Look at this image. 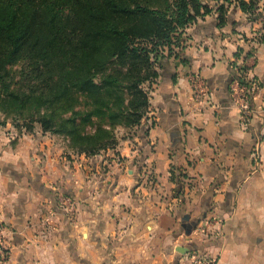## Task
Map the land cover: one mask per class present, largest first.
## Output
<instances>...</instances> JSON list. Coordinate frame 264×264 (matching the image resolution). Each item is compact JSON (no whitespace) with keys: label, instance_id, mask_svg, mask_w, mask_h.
Masks as SVG:
<instances>
[{"label":"clouds","instance_id":"obj_1","mask_svg":"<svg viewBox=\"0 0 264 264\" xmlns=\"http://www.w3.org/2000/svg\"><path fill=\"white\" fill-rule=\"evenodd\" d=\"M260 3L261 10H264V0H260ZM236 18L246 19L242 11L237 13ZM255 27L259 28V25ZM243 31L247 32L249 38L256 35V32L249 28ZM223 43L228 45V57H231L235 45L227 40ZM240 43H244L242 39ZM250 46L244 45L246 50ZM255 46L260 49L261 63L255 70L247 73V79L252 80L259 73L264 80V46ZM205 58L210 62V56ZM240 63H243V60ZM199 66L200 62L197 60L196 69H199ZM224 70V65L218 64L215 69L206 68L205 75ZM169 87L171 88V85ZM233 88L237 98L230 101L226 109L221 108L222 112L227 111V119L217 123L213 116V112L220 108L216 95H206L196 103L192 100V89L187 81L180 79L174 90L180 93L177 99L184 102L185 109L189 112V115L180 117V122L185 119L191 122L188 125L191 134L188 153L191 158L197 159L202 149L207 150L206 144L197 143L200 135L196 131L198 127L204 128L202 135L209 137L213 142L221 127H231L230 138L241 142L242 146L250 140L246 131L248 124L241 123L244 119L241 113L248 110L249 106L238 98V93L242 90L237 85ZM153 95L155 99L151 103L155 105L161 98L158 92ZM261 96H264V90L254 97L257 111L264 107ZM201 109L204 111L201 112ZM4 119L3 113H0V120ZM260 119V115L253 114L250 123L255 125ZM9 130L10 134L6 135ZM104 131L115 135V139L119 141L117 150L127 157L128 164L139 155L131 150V141L122 139L128 131L125 127L117 125L113 129L105 124ZM35 132L39 139L25 134L19 145L13 148L11 141L18 135L16 128L11 120L8 121L7 127L0 126V222L5 225L0 228V264H155L153 253L159 243V224L152 220L151 197L156 193L141 188L133 199V180L127 172L120 181V187H126V191L119 195L111 194L110 189L106 192L107 180L120 171L119 165L112 167V171L104 180L105 187L101 188L99 168L97 174L91 176L86 175L85 169L91 171L88 165L92 160H103V152L91 158L80 155L77 159V154L68 149L76 160L73 170L67 159L62 162L66 146L54 143L55 137L49 139L42 136L39 125L36 126ZM156 135L155 132L152 135L153 142ZM164 139L167 141V137ZM136 143L140 141L137 140ZM163 147L166 149L167 144ZM149 148L150 146L145 148V151L148 152ZM223 155L224 153L220 152L217 164ZM154 159H158V163L163 161L165 187L161 188V192H164L167 187L168 161L166 156H153L147 161L149 166ZM253 159L256 160L254 165L251 163ZM211 163V159H207L197 169H188L195 186L187 191L188 203L182 211L187 217L186 225H195L192 227L195 231L190 237L181 236L179 240H174L171 233H166L163 248H170L171 255L164 256L163 252H160L159 256L168 260L169 264L178 255L182 257L180 264H264V144L258 145L257 151L248 159L232 161L235 173L224 172L221 167L224 182L218 189L213 186L210 190L213 179L209 175L212 170ZM241 164L243 167H235ZM6 167L9 169L7 173L4 171ZM160 170L157 169V174ZM12 171L31 173L33 180L37 172L46 173L45 183L48 188H71L75 192V200H62L58 211H53L51 199L42 200L27 185V181L17 182L11 175ZM56 181H59V185ZM10 185L14 186L12 190H9ZM116 191L120 192V189ZM21 198L25 200L23 205L20 203ZM177 204L178 202L174 201L171 207L176 209ZM122 205L131 208V212L125 213ZM209 206L213 211L204 219L202 213L207 212ZM18 208L21 212L19 216ZM9 212L12 214L11 218L7 215ZM21 219L23 223L20 222ZM149 223L152 224L150 231L147 228ZM17 238L20 242L14 243ZM189 243L192 244L191 249L181 247L180 251H177L178 246ZM197 247L199 250L192 254V249ZM5 249L9 251L6 253ZM5 256L8 258L5 259Z\"/></svg>","mask_w":264,"mask_h":264},{"label":"trees","instance_id":"obj_2","mask_svg":"<svg viewBox=\"0 0 264 264\" xmlns=\"http://www.w3.org/2000/svg\"><path fill=\"white\" fill-rule=\"evenodd\" d=\"M224 1L214 7L207 0H0V124L10 118L19 132L38 124L68 135L78 154L116 148L104 125H141L158 67L179 55L189 24L215 8L224 24L234 1L260 17V0ZM257 41L264 42V23ZM18 62L21 85L13 87L10 66Z\"/></svg>","mask_w":264,"mask_h":264},{"label":"crops","instance_id":"obj_3","mask_svg":"<svg viewBox=\"0 0 264 264\" xmlns=\"http://www.w3.org/2000/svg\"><path fill=\"white\" fill-rule=\"evenodd\" d=\"M242 11L234 1L229 7V11L226 17V22L222 25L219 24L217 9L205 16L199 17L196 21L187 26L182 39V47L175 48L178 52V56L170 55L165 58L161 65L158 67L159 77L151 85L150 90V106L147 113V117L142 121L141 125L136 126L137 135H135L131 141V150L138 152L139 155L131 160L128 164L127 157L121 155V151L116 148H109L103 150L105 154L103 160H92L88 165L91 171L85 169V173L88 176L97 174V168H99V178L101 180V188H104V180L107 179L108 174L112 171V167L119 165L120 171L113 174L111 179L107 180L108 189L111 194L119 195L121 192L126 191L127 188L120 187V181L124 176V173L131 177L133 184L131 187V195L133 199L136 198V194L139 189L144 188L151 192H155L156 195L151 197L152 201V220L159 224V231L157 233V240L159 243L156 245V252L153 253V260L155 264H169V261L163 259L159 256L160 252H163L164 256H170V248L165 250L163 248V242L166 233H171L174 240H179L181 236L190 237L195 229L188 227L185 220L187 217L183 214V207L188 203V197L186 195L187 191L193 188L195 185L192 183V178L188 169H197L200 164L207 159H211V172L209 175L213 177L209 189L214 186L217 189L222 186L224 182V176L221 173V167L224 172L233 171L235 173V168L232 161H238L241 159H248L253 153L257 151V146L264 144V107L257 111L256 101L254 105L256 107V112L254 114L260 115L261 119L257 120L255 125H252L250 121L253 116L248 119V121L242 120L241 123L248 124L246 129L250 140L243 146L241 142L232 140L230 138V133L232 132L231 127H221L215 134V140L202 135L205 131L204 128L198 127L197 143H202L207 145V150L202 149L200 157L197 159L191 158L188 153V147L191 144V134L188 131V125L191 123L187 119L180 122V117L189 115V112L185 109V104L183 101L177 99L180 93L176 92L174 89L179 85L180 79H185L192 89L191 76L200 75L202 76L210 89V96L215 94L219 102L220 108L213 112V116L216 118V122L219 123L220 120L227 119V111H221V108L226 109L230 101H233L230 94V82L232 80L233 72L231 70L232 62H239L243 60V63L247 66L249 71L255 70L257 66L261 63L260 61V49L255 45L259 44L264 46V42L259 43L257 41L258 36L262 33L263 23H264V10H261L260 3V17L254 19L250 14L242 11L246 19H237V13ZM211 18V19H209ZM259 25V28L255 26ZM249 28L256 32L252 38H249L247 32L243 29ZM225 29H229L225 31ZM243 40V44L240 40ZM225 40L230 44L235 45V51L232 52V56L228 57V45L223 43ZM251 45L245 49L244 45ZM241 48V56H237L236 53L238 49ZM206 56H210V62L206 59ZM197 60L200 62L199 69H196L195 65ZM218 64H223L225 70L223 72H210L205 75V69H215ZM256 77L260 82V90L257 95L260 94L261 90H264V80L261 79L258 73ZM171 85V88L169 87ZM181 91H186L181 89ZM159 93L160 101L153 105L151 101L155 99L153 93ZM192 100L199 103L193 97L192 89ZM227 97V98H226ZM261 101L264 102V96H261ZM204 109H201L203 112ZM6 124H0V126L7 127ZM41 129V128H40ZM183 129V131L181 130ZM11 131L6 133L10 134ZM157 133L155 137V142H153L152 135ZM27 133H20L17 135L16 139L11 141V146L16 148L19 145L21 138ZM34 139H39L36 136V132L30 133ZM41 135L52 139L54 136L50 135L48 132H43L41 130ZM167 137V141H165ZM56 138V137H55ZM140 141V143L134 144V142ZM134 141V142H133ZM57 141L55 140L54 143ZM43 143V140H41ZM167 144V148L163 147ZM58 144V143H57ZM150 146L149 151L146 152L145 148ZM47 147V145H45ZM102 152L95 155L77 154V159L80 155H86L87 157H95ZM220 152L224 155L220 157V163L217 164V157ZM70 153V152H69ZM166 156L168 161L167 167V187L164 192H161V188H164V170L162 169L163 161L158 163V159L152 161L151 166L147 161L151 157ZM63 159H67L69 166L75 170L76 160L73 159V155L70 157L65 155V151L62 154ZM251 163L254 165L256 160L253 159ZM235 167H243V165H236ZM161 169L159 174H157V169ZM5 173L9 171L6 167L4 169ZM220 173V175H216ZM11 175L17 182L27 181V185L34 190L42 200L51 199L53 205V211H58V200L57 195H69L75 198V192L69 188L64 189L62 186L59 188H48L45 183L46 173L41 174L36 173L35 180H33L31 173H18L12 171ZM202 175V173H201ZM184 176V178H183ZM50 179V178H48ZM59 185V181H56ZM14 186L10 185L9 190H12ZM120 192H117V189ZM158 198V199H157ZM178 202L177 208L171 207L173 202ZM21 205L25 203V200L21 198ZM203 205V201H202ZM125 213H130L131 208H125L122 205ZM179 209V210H177ZM213 209L209 206L207 212L202 213L204 219H207L211 215ZM147 214V210L145 212ZM9 218H11V213H7ZM17 215H21L20 209H17ZM111 215V214H110ZM23 223V220L20 221ZM119 221L117 220V223ZM4 223L0 222V228L4 227ZM102 226V225H101ZM11 227V225H8ZM152 224H147V228L150 231ZM196 227H199L197 223ZM14 243H19V239H15ZM180 247V246H178ZM181 247L192 248V244L181 245ZM192 250H199L198 247ZM179 252V250H177ZM188 253H183L187 255ZM181 256L171 260V264H180ZM151 264V262H150Z\"/></svg>","mask_w":264,"mask_h":264},{"label":"built area","instance_id":"obj_4","mask_svg":"<svg viewBox=\"0 0 264 264\" xmlns=\"http://www.w3.org/2000/svg\"><path fill=\"white\" fill-rule=\"evenodd\" d=\"M231 70L233 72V80L230 82V94L232 100L237 98V94L234 93V85H237L240 91L238 93V98L241 100H244L246 103H248V110L242 111L241 115L244 117V121H248L253 114L256 112V107L254 105L255 99L254 97L257 95L258 91L260 90V82L256 77H253L252 80L247 79V73L249 72V69L246 65L241 64L237 61L232 62ZM191 85L193 89V97L198 102L204 98V96H210V89L206 82V80L200 76V75H192L191 76ZM58 203L62 200H71L74 201L72 197L69 195H59ZM9 249H5V252L7 253ZM197 250H192V254H195ZM8 257L5 256V259Z\"/></svg>","mask_w":264,"mask_h":264},{"label":"rangeland","instance_id":"obj_5","mask_svg":"<svg viewBox=\"0 0 264 264\" xmlns=\"http://www.w3.org/2000/svg\"><path fill=\"white\" fill-rule=\"evenodd\" d=\"M206 1V0H205ZM207 2L208 3H210V4H212L214 7H218V4H221V3H223L224 2V4L225 5H228V2H225L224 0H223V2H221V0H207ZM229 7H231V5H229ZM261 12V11H260ZM258 38H259V36H258ZM24 66V63L23 62H18V63H15V64H12L11 66H10V72H11V74H12V86L13 87H16V86H20L21 84H17V82L19 81V79H20V73H19V71L21 70V68ZM53 106V105H52ZM56 106H57V104H56ZM42 112H48V110H47V108L45 107H43L42 108ZM9 120H11L10 118H8L6 121L8 122ZM1 122H3V120H0V123ZM11 123H12V125H13V127L14 128H16V130H17V133L18 134H20V133H23V132H19V129L16 127V126H14V122L11 120ZM38 125V124H37ZM36 125V126H37ZM88 130H92L93 129V127H94V125H92V123L91 124H87L86 126H85ZM126 128V127H125ZM128 131H127V133L122 137V139H126V140H133L134 139V137H135V135H137V128H135V127H133V128H126ZM36 130V129H35ZM9 131H11V130H9ZM35 132V131H34ZM34 132H29V131H27V132H25V133H27V134H30V133H34ZM48 133H50V135H53L54 137H56V143H58V144H60L62 147H65V155H68V156H72V153L70 152L69 153V151H68V149H72V151L73 152H75L76 154H78L75 150H74V148L72 147V146H70V138H69V136L68 135H65V134H53V133H51V132H48ZM134 142V141H133ZM134 144H136V142H134ZM59 194L57 195V200H59ZM71 197V196H70ZM74 200H75V198L74 197H72ZM59 204V203H58Z\"/></svg>","mask_w":264,"mask_h":264},{"label":"water","instance_id":"obj_6","mask_svg":"<svg viewBox=\"0 0 264 264\" xmlns=\"http://www.w3.org/2000/svg\"><path fill=\"white\" fill-rule=\"evenodd\" d=\"M180 248H181V246H180V247H178V248H177V250H179V251H180Z\"/></svg>","mask_w":264,"mask_h":264}]
</instances>
